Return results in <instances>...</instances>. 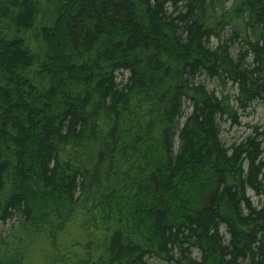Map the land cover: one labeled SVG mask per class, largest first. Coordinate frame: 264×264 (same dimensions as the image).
<instances>
[{
  "label": "trees",
  "instance_id": "16d2710c",
  "mask_svg": "<svg viewBox=\"0 0 264 264\" xmlns=\"http://www.w3.org/2000/svg\"><path fill=\"white\" fill-rule=\"evenodd\" d=\"M254 102L264 0H0V264H264Z\"/></svg>",
  "mask_w": 264,
  "mask_h": 264
},
{
  "label": "rangeland",
  "instance_id": "374dc122",
  "mask_svg": "<svg viewBox=\"0 0 264 264\" xmlns=\"http://www.w3.org/2000/svg\"><path fill=\"white\" fill-rule=\"evenodd\" d=\"M201 82L209 91L214 92L216 95L228 94L233 98L235 94V89L230 84L223 87L207 78H201ZM237 121L236 124H234L232 120L226 118L220 121L221 139L227 147L243 140L246 136L252 134L255 129L260 131V128L264 126V105L260 102H254L246 111H238ZM249 195H251L252 200L257 204V198L253 196L251 192H249ZM14 223L15 221L12 220V222L5 225V228L7 229ZM156 262L162 264L159 261Z\"/></svg>",
  "mask_w": 264,
  "mask_h": 264
}]
</instances>
